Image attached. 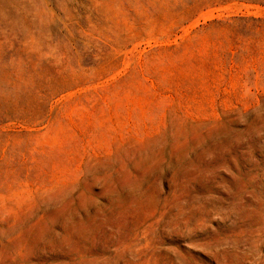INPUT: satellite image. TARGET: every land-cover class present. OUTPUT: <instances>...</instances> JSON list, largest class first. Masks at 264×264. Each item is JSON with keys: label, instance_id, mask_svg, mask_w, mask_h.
<instances>
[{"label": "rangeland", "instance_id": "1", "mask_svg": "<svg viewBox=\"0 0 264 264\" xmlns=\"http://www.w3.org/2000/svg\"><path fill=\"white\" fill-rule=\"evenodd\" d=\"M0 264H264V0H0Z\"/></svg>", "mask_w": 264, "mask_h": 264}]
</instances>
